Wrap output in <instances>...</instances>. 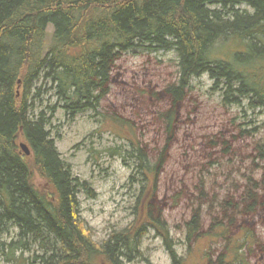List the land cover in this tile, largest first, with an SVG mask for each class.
Masks as SVG:
<instances>
[{
	"label": "trees",
	"instance_id": "1",
	"mask_svg": "<svg viewBox=\"0 0 264 264\" xmlns=\"http://www.w3.org/2000/svg\"><path fill=\"white\" fill-rule=\"evenodd\" d=\"M241 5L252 12L236 10ZM146 44L178 55L179 87L163 93L165 99L170 93L172 101L165 115L170 130L187 83L204 74L213 81V91H222L224 105L264 113V0H0V233L10 220L18 230V240L6 244L0 239L6 263L26 264V253L30 264L144 261L138 250L151 230L162 240L171 264H249L252 258L264 264V243L254 231L243 225L234 234L233 220L214 223L209 233L200 234L199 211L186 224L187 255L180 257L163 219L164 202L152 193L163 162L159 158L151 168L139 149L142 187L133 223L97 245L79 222L77 192L89 194L88 185L74 179L61 160L43 113L33 116L28 86L40 77L51 80L57 94L68 99L73 118L92 110L106 95L115 80L112 61L118 53ZM209 65L212 70L204 68ZM172 137L168 131V143ZM19 142L30 148L29 156L20 152ZM254 153L263 173L252 184L264 193V143ZM35 175L44 181L42 188L34 184ZM249 190L236 208L242 206L238 215L252 221L264 209V196ZM204 237L225 244L215 263L209 254L194 259L192 248Z\"/></svg>",
	"mask_w": 264,
	"mask_h": 264
},
{
	"label": "rangeland",
	"instance_id": "2",
	"mask_svg": "<svg viewBox=\"0 0 264 264\" xmlns=\"http://www.w3.org/2000/svg\"><path fill=\"white\" fill-rule=\"evenodd\" d=\"M241 10L251 13L247 8ZM114 76L95 110L73 118L64 116L51 92L41 98L42 105L33 108V115L43 113L48 120L47 131L55 139L61 160L70 166L72 177L88 185L90 193L78 190L77 201L90 240L101 245L136 219L133 213L142 187V183H135L141 176L136 156L139 149L151 168L159 158L163 162L152 193L164 202L163 219L180 257L187 255L186 224L196 211L200 213V234L209 233L214 223L228 225L235 220L234 234L245 224L263 242L264 209L259 211L260 217L250 221L232 207L251 186L249 181L257 184L262 177L254 148L264 143V113L246 106L224 105L222 93L213 92V81L203 75L191 81L192 86L178 103L173 137L168 143L169 120L165 115L171 105L163 93L179 81L176 53L125 54L115 64ZM49 88L42 87L41 91ZM250 129H257V134L239 138L242 130ZM128 153L134 156L128 158ZM33 181L36 187L45 185L37 175ZM257 196L262 198L264 193ZM17 235L15 229L0 239L8 244L18 240ZM214 243L204 237L192 248L194 259L199 260L200 253L202 257L209 254L215 263L225 244ZM141 245L147 261L130 264H171L162 240L153 231L142 238ZM37 250L34 245L33 251ZM30 257L23 254L26 264ZM0 264L15 262L6 263L0 254Z\"/></svg>",
	"mask_w": 264,
	"mask_h": 264
},
{
	"label": "bare ground",
	"instance_id": "3",
	"mask_svg": "<svg viewBox=\"0 0 264 264\" xmlns=\"http://www.w3.org/2000/svg\"><path fill=\"white\" fill-rule=\"evenodd\" d=\"M242 8H247V9H249L251 12H252V10L247 6V5H241V6H239V7H237V9L236 10H238L239 12H244L243 10H241ZM172 38H169V37H165L164 38V41H172L171 40ZM227 46V47H226ZM226 48H228L229 46H231V42H228L227 44H226ZM171 51H173V52H175L174 50H166V49H163V48H159V47H155V46H152V45H148V44H146V45H139V46H137V47H135L134 49H131V50H129V51H126V52H119L118 53V57H117V59H116V57L114 58V60L112 61L113 63H114V67H115V64L121 59V57L122 56H124L125 54H129V53H138V52H146L147 54H150V53H158V52H171ZM176 53V52H175ZM115 54H116V52H115ZM176 56H177V58H178V55H177V53H176ZM115 61V62H114ZM204 68H206V69H209V70H212V66L211 65H209V67L208 66H204ZM111 70H113L112 69V67H111ZM45 72V71H44ZM204 73H207V71L206 70H204ZM204 75H206V74H204ZM206 76H208V75H206ZM196 78H198V77H196ZM209 78V77H208ZM193 79H195V77H193L190 81H189V83H187V85H186V90H185V93L189 90V87H191L192 86V80ZM210 79V78H209ZM33 85L31 86H28V89H27V91L29 90V92H28V99H27V104L29 105V107H30V109H31V111H32V113L34 114L35 113V110L33 109L34 107H35V105H38V104H41L42 103V99L41 98H43L44 96H47L50 92L55 96V98H56V101H57V103L56 104H58V109H60V111H62L63 112V114H64V116H67V117H69V115L71 114V107L69 106V104H68V99L66 98V96H64V95H60V94H57V88H56V85H55V83H53V82H51V80H49V79H45V78H42V77H40L39 79H36V80H34V82L32 83ZM40 84H41V86H40ZM50 87L48 90H43V92L41 91V88L42 87ZM178 87H179V83H177V84H173V85H170V86H168L167 88H166V90L167 89H170V90H172V89H178ZM21 88V81L19 80L18 81V88H17V90H19ZM23 91H24V89H23ZM165 91V90H164ZM213 91V90H212ZM213 92H215V91H213ZM220 92V91H219ZM221 93H222V91H221ZM222 95H223V93H222ZM166 97L168 98V100H170L169 99V97H170V93H168L167 92V94H166ZM157 101V100H156ZM171 100H170V105H171ZM42 105V104H41ZM97 108V105H94V108H92V110H95ZM53 109V108H52ZM53 110H55V109H53ZM88 111H90V110H88ZM39 114V113H38ZM37 114V115H38ZM34 116V115H33ZM36 116V115H35ZM163 117V116H162ZM164 118V117H163ZM166 118V117H165ZM45 119V118H44ZM167 119V118H166ZM46 120V119H45ZM47 121V120H46ZM48 123V126H49V122H47ZM167 130L169 131V132H171V133H173L174 131H173V127L171 128V130L168 128V126H167ZM257 132H258V130L257 129H250V130H242L241 132H240V139H243V138H250V137H253L254 135H256L257 134ZM56 138V137H55ZM50 140H52L54 143H55V139L53 138V137H51L50 136ZM26 145V144H25ZM19 149H20V152L22 153V150H21V148H20V146H19ZM27 149L29 150V152H30V148H28L27 147ZM31 153V152H30ZM30 155V154H29ZM139 175H140V172H139ZM140 180L139 181H135V183H137V184H139V183H142V181H141V177L139 178ZM250 183V187H247L246 189H245V191H244V193L246 192V191H248L250 188V190L249 191H251V192H254V190H255V187L253 186V184H252V181H249ZM253 183H255V182H253ZM253 187V188H252ZM258 191V192H257ZM243 193V194H244ZM255 194L254 195H257V194H262L263 192L262 191H259V190H255V192H254ZM247 194V193H246ZM79 204V203H78ZM247 205H249V204H247ZM236 203L234 204V206L232 207L233 208V210L234 211H237L236 213H239L238 211H240L241 212V207L242 206H238L237 208H236ZM78 210H80L79 209V207L77 208ZM80 214V213H79ZM79 222H80V215H79ZM243 225H245V224H243ZM15 229H17L16 228V226H15V221L14 220H10V222L9 221H6L5 222V226L4 227H2V232L0 233V237L2 236V235H9L10 233H11V231L12 230H15ZM48 232V231H47ZM16 239V238H15ZM35 239H31V242H33ZM260 241V240H259ZM263 242H264V239H263ZM262 241L260 242V243H263ZM141 246L142 245H140V247H139V254L140 255H142V251H141ZM18 256H19V254H17ZM143 257V256H142ZM14 258H15V255H14ZM145 259V258H144ZM121 261L123 262V264H130L131 262H128V261H126L125 259L124 260H122L121 259ZM139 261V260H138ZM144 261H147L146 259L144 260ZM249 261V264H259V263H255V260L252 258L251 260H248ZM251 262H253V263H251ZM30 264V263H29ZM260 264H262V263H260Z\"/></svg>",
	"mask_w": 264,
	"mask_h": 264
},
{
	"label": "water",
	"instance_id": "4",
	"mask_svg": "<svg viewBox=\"0 0 264 264\" xmlns=\"http://www.w3.org/2000/svg\"><path fill=\"white\" fill-rule=\"evenodd\" d=\"M19 146H20L22 152L24 153V155L29 156L30 152L27 149V146L24 143H20Z\"/></svg>",
	"mask_w": 264,
	"mask_h": 264
}]
</instances>
